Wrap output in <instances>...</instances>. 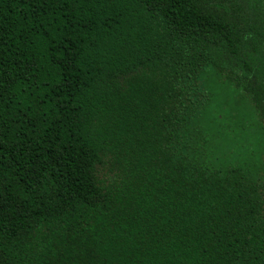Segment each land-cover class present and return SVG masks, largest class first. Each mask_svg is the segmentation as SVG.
Segmentation results:
<instances>
[{
    "label": "trees",
    "instance_id": "trees-1",
    "mask_svg": "<svg viewBox=\"0 0 264 264\" xmlns=\"http://www.w3.org/2000/svg\"><path fill=\"white\" fill-rule=\"evenodd\" d=\"M260 130L264 0H0V264H264Z\"/></svg>",
    "mask_w": 264,
    "mask_h": 264
},
{
    "label": "rangeland",
    "instance_id": "rangeland-1",
    "mask_svg": "<svg viewBox=\"0 0 264 264\" xmlns=\"http://www.w3.org/2000/svg\"><path fill=\"white\" fill-rule=\"evenodd\" d=\"M200 80L201 83L212 93L210 106L212 119H215L214 115L216 112L219 113V120L231 122L233 119L232 123L234 124L235 136L242 131L245 133L247 130L252 131V129H255V125L259 124L257 114L247 99L240 96L237 91L225 84L222 77L211 70H206L203 75H201ZM232 110H235L236 114L234 111L231 113ZM230 113L235 115L234 118L231 117ZM255 135H250L248 138L245 137V139L253 144ZM259 135L257 146L262 149L264 148V130H260ZM228 136L230 138L231 134L229 133ZM244 148L245 147L241 145L235 147L232 151L228 148L229 153H231L230 159L234 160L235 163L238 162L239 164H242Z\"/></svg>",
    "mask_w": 264,
    "mask_h": 264
}]
</instances>
